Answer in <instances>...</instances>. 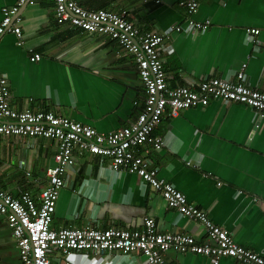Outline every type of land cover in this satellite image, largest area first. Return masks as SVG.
<instances>
[{"label":"crops","instance_id":"1","mask_svg":"<svg viewBox=\"0 0 264 264\" xmlns=\"http://www.w3.org/2000/svg\"><path fill=\"white\" fill-rule=\"evenodd\" d=\"M90 9L126 10L142 31L165 33L161 56L170 86H194L203 79H236L247 62L246 83L264 91V0H200L193 15L211 20L207 29L188 27L181 0H78ZM18 0H0L3 8ZM23 43L12 32L0 35V71L7 75L15 108L52 111L100 132L130 125L142 112L145 90L135 58L118 42L55 18L54 0H37L19 11ZM181 27V31L177 27ZM260 29L256 41L247 30ZM42 54L38 62L34 53ZM259 125V126H258ZM155 134L164 146L146 156L161 179L183 191L241 245L264 253V121L241 103L211 100L208 106L164 117ZM56 142L44 137L0 136V187L14 196L28 190L37 196L56 164ZM103 161V162H102ZM77 155L66 171L52 227L140 229L154 218L162 232L192 234L207 241V230L168 205L163 195L139 176L109 171V160ZM196 164L197 166H192ZM221 182V185L218 183ZM259 200L257 202L256 200ZM51 264H147L138 252L91 250L65 255L49 251ZM170 264H213L202 255L168 251ZM0 264H21L19 248L0 215ZM220 264H242L223 258Z\"/></svg>","mask_w":264,"mask_h":264},{"label":"built area","instance_id":"2","mask_svg":"<svg viewBox=\"0 0 264 264\" xmlns=\"http://www.w3.org/2000/svg\"><path fill=\"white\" fill-rule=\"evenodd\" d=\"M37 0H18L3 8L0 35L15 34L23 43L22 18L19 11ZM55 18L60 25H71L81 30L109 37L118 42L122 53L135 58L136 67L145 90V104L137 119L130 125L111 132H100L52 111L18 110L11 101L9 78L0 71V136L44 137L56 142V164L47 169V186L34 196L28 190L19 196L0 187V215L7 220L19 248L21 264H51L49 251L58 249L65 255L75 251L91 250L95 254L138 252L147 264H170L165 257L168 251L193 253L220 264L223 258H232L242 264H264V253L247 248L223 226L216 224L201 207L191 203L187 195L175 185L161 179L141 147L151 143L162 148V136L155 134L156 126L164 117H177L182 110L208 106L211 100L224 104L241 103L254 108L264 121V91L246 83L243 64L236 79L209 77L194 86H175L168 83L161 49L165 33L142 31L129 19L128 12H115L106 8L90 9L78 0H54ZM187 11V24L196 30L207 29L211 20H196L193 15L200 0H181ZM181 27H177L181 31ZM248 40L256 41L260 29L247 30ZM42 54L34 53L31 61L38 62ZM259 126V125H258ZM92 154L100 161L109 160V171H127L139 176L160 192L169 206L183 216L200 222L207 230V241L199 243L188 233L162 232L154 218L146 217L140 229L109 227H52L54 213L62 188L66 185V171L76 162L77 155ZM103 162V161H102ZM192 166H197L188 162ZM222 183L219 182L218 185ZM259 202V200H256ZM264 207V201L262 202ZM65 264H70L66 261Z\"/></svg>","mask_w":264,"mask_h":264}]
</instances>
